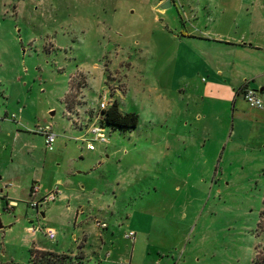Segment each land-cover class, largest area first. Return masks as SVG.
<instances>
[{
  "label": "rangeland",
  "instance_id": "1",
  "mask_svg": "<svg viewBox=\"0 0 264 264\" xmlns=\"http://www.w3.org/2000/svg\"><path fill=\"white\" fill-rule=\"evenodd\" d=\"M155 1L0 0V175L21 187L23 195L15 212L0 208V264H30L33 244L49 251L66 242L76 251L73 221L66 223L65 210L77 203L86 210L82 218L94 208L92 217L112 232L102 253L115 254L101 264H264V118L250 122L244 134L231 135L232 110L237 116L241 107L247 120L252 115L240 99L232 107L228 90L208 97L203 107L193 97L181 101L177 91L168 95L174 69L165 60L174 50L158 45L160 36L146 20ZM175 1L179 8L183 1ZM210 1L221 19L207 35L213 44L208 63L237 81L250 80L258 70L264 73V0L241 7L232 0ZM167 11L176 16V9ZM173 23L168 29L181 21ZM147 41L155 42L149 51L142 48ZM184 69L182 77L194 72ZM201 78L185 84L187 94L193 95ZM120 83L125 87L120 107L138 114V126L105 128V142H92L88 127L99 104H108L114 90L123 87ZM254 85L259 91L264 78ZM159 93L169 97L163 98L164 108L171 102L173 114L162 122L146 121L134 99L159 108ZM258 96L264 102V94ZM84 109L94 114L87 127L76 129L89 116ZM192 110H204L199 121ZM4 114L16 120L2 122ZM45 125L55 135L52 151L35 133ZM206 126L213 131L203 130ZM164 139L162 163L147 153ZM145 162L151 170L125 184L121 173ZM57 182L61 193L39 207L46 213L39 224L27 206L25 187L33 183L52 189ZM61 197L69 198L59 202ZM15 219L19 222L7 229ZM37 225L55 230L57 240L48 241L42 230L33 238L27 229ZM129 231L136 234L133 239L126 238ZM93 242L97 246L87 253L101 246Z\"/></svg>",
  "mask_w": 264,
  "mask_h": 264
},
{
  "label": "crops",
  "instance_id": "2",
  "mask_svg": "<svg viewBox=\"0 0 264 264\" xmlns=\"http://www.w3.org/2000/svg\"><path fill=\"white\" fill-rule=\"evenodd\" d=\"M165 1L167 0H156L155 2H153L150 5V15H148L146 20L151 22V25L154 27L155 34L160 36V37L158 36L159 37L158 45L160 47L163 44L164 46L169 45L174 50L173 55L165 60L167 65H172V70L174 69V73H175V75L173 73L174 76L173 75L171 76L170 82L167 84L168 95H175V92L177 91L181 101L183 100V98L193 97L196 100H200L203 107L204 102L208 97L213 98L212 96L216 94H218L219 97L221 93H225V91L228 90L229 93L232 94L231 96L229 95L232 98V103H233L232 107L235 108L237 106L238 99L242 100L243 103H246L242 95L244 88H250L256 91L258 94H264V86H261L259 91H257L256 86L254 85L257 82V80L260 81L262 78H264V73H262L260 70H258L253 77H250V80L249 79L246 80L243 77L240 81H237L236 76H233V78L230 79L229 77L224 76V71H222L221 68L217 67L216 65L213 67L208 63L207 61L208 56L210 60L212 59L211 55L208 54V50L211 51L213 49V46H211L213 44L212 42H208L210 40H208L209 38H207V35H210L211 32L215 31V29H213V26L215 28H218V24H219L218 18L221 19V17H217L218 14L211 11L212 2L210 0H181L183 2H181L182 5L179 7L180 9L178 8L176 1L172 0L173 6L177 10L176 16L167 10L166 11L162 10L160 13L157 12L159 6L163 4ZM177 1L180 2V0ZM232 2L234 7L235 4H239V6L241 7L243 4L255 5L259 2V0H232ZM184 6L188 8V11L184 9ZM203 9L204 11H202ZM175 18H178L181 21V23L178 26H176L177 29L175 32L177 33H174L172 35L171 33L173 32V30L172 29L170 30L168 28L172 26V22L173 20H175ZM154 43L155 42H149V41L143 43L142 44L143 50L149 51L150 49H153ZM198 50L202 52V54L199 53ZM184 68L186 69L193 68L192 70L194 72L190 74L187 73L186 75H188V78H186L185 76L182 77V74L185 70ZM229 72L233 74V71L230 70ZM197 75L202 76V78L198 83L196 82V86L192 87L191 85L193 89V95H189L187 94L189 86L186 87L185 84L188 82L189 84H191L192 81L190 82V80L191 79L193 80ZM86 85H87V81H86ZM120 85H122L123 87L121 89L114 90V93L111 95L112 99L106 105V109L110 107V105L113 102H116L118 104L119 111L121 113H135L138 116V114L135 111L128 110L127 109L128 107L126 105H124V109H121L120 106L122 104L121 101L122 99L120 97V93L122 95H125V90H124L125 87L124 84L120 83ZM159 94H162V96H164V97L162 96L158 97V99L163 102V103H159L158 107L163 109L165 100L166 99L169 100V97H167L165 93H159ZM83 97L84 95L81 92L80 103L83 101ZM163 98L165 100H163ZM239 109L242 110L241 107ZM84 110H88L89 116L86 115L85 118H83L82 121L83 125H81L80 123L75 124L74 127L76 129L83 130L84 127H87L86 123H88L92 119L91 116H93L94 114V111H92L93 109L90 110L84 109ZM240 110L238 111L239 113L237 116H236L237 111L235 109L232 110V115H231L232 124L230 129L231 135L234 132L240 135L244 134L246 131V126H249L250 122L254 121L257 124L258 119L264 118V109L256 110L249 108L250 114L252 115V118H250L249 120L246 119L245 115L242 112H240ZM203 111L204 110L191 111L195 121L196 119H198L199 121L198 113ZM10 117L4 114L1 121L2 122L6 121L7 123H10L16 120V118L14 120H10L9 119ZM151 120H153V118H151ZM188 123L190 124V122H186V125H188ZM3 125L4 124H0V130L2 129ZM206 129L213 131L207 126L204 127L203 130ZM3 176L4 175H0V182L3 180L4 178ZM60 184H61L60 182H57V185H55V187H52V189H45L43 188V186H40V194L42 195L46 192L53 191L56 189L57 197H58V195H60L61 193V187H59ZM30 188L31 186L28 187V185H26L25 197L27 195V192L30 191ZM20 190H22L21 187L19 186L14 187L11 183L4 182V180L2 183H0V208L3 210V212L9 214V212L16 211V209L19 206V202L23 200V195L21 194ZM83 190L84 187L80 189V191L82 192ZM57 197L55 201L57 200ZM68 198L61 197L59 199V202H63V200L64 201L68 200ZM70 200L72 202V199ZM73 201H74V197H73ZM75 206L76 207L73 208L71 204L70 205L68 204L65 213L66 216H68L66 217V223L73 221L72 227L74 228L75 231H72L71 234H73L72 239L75 238L77 250L72 251V249H70L68 245H66V242H64V244L59 249H50L49 251L54 253L70 252L73 255L78 252H81L85 258L84 264L104 263V259L106 257L112 258L113 254H115L113 251L110 252L107 251L103 257V253H102L104 250V245H106L108 241V233L112 235V232H108L109 227L105 222L99 221L106 224V229H99L95 226V221L98 220L95 219V217H92L91 215L94 212V208H92L91 211H87L89 212L88 217L84 219L82 217H84L85 214H87L85 208L80 206L79 203H77V205ZM44 219H46L45 211L38 212V214L36 215V221L39 224H41L44 222L43 221ZM17 222H19V219H15L12 222L13 224H10L7 229H11L12 226ZM130 232L132 231H129L128 233ZM132 233L134 234V232ZM135 235L136 234H134V236ZM36 237L37 234L33 236V238ZM93 241L96 242L99 241L101 246L98 247V250L96 252L92 251L90 253H87L88 252L87 248L91 247V245H93L94 248L97 246ZM138 245H140L139 240L135 242V246L137 247ZM33 249L48 251L35 244H33ZM134 252L135 250H133L131 253V259L133 258Z\"/></svg>",
  "mask_w": 264,
  "mask_h": 264
},
{
  "label": "built area",
  "instance_id": "3",
  "mask_svg": "<svg viewBox=\"0 0 264 264\" xmlns=\"http://www.w3.org/2000/svg\"><path fill=\"white\" fill-rule=\"evenodd\" d=\"M243 99L251 109L261 110L264 109V102L259 98L258 93L250 88L243 89ZM105 97L103 98V100ZM107 105V104H106ZM104 102L99 104V112L93 118V123L88 128V134L92 137V142L99 141L101 143L105 142L104 129L100 126L99 122L101 119V112L106 109ZM10 120H14L15 117L11 116ZM35 133L40 134L44 137V146L47 151H52V146L55 141V135L52 133V127L49 125L37 127ZM86 148L88 151L93 150V146L90 142H87ZM57 197V190L49 191L44 194H40V186L38 184H33L30 188L27 206L28 208L35 211V214H38V209L42 205H47L55 201ZM95 226L99 229H106V224L95 221ZM43 232L46 239L50 242H53L56 238V233L51 228L41 229L40 225L28 227L27 232L31 235L37 234L38 231ZM127 239H133L134 234L132 232L126 235Z\"/></svg>",
  "mask_w": 264,
  "mask_h": 264
},
{
  "label": "trees",
  "instance_id": "4",
  "mask_svg": "<svg viewBox=\"0 0 264 264\" xmlns=\"http://www.w3.org/2000/svg\"><path fill=\"white\" fill-rule=\"evenodd\" d=\"M69 98H66V107ZM139 120L135 113H121L118 104L113 102L110 107L101 112L100 126L103 129L131 131L138 126ZM30 264H84V256L81 252L72 254L70 252L54 253L45 250L31 249Z\"/></svg>",
  "mask_w": 264,
  "mask_h": 264
},
{
  "label": "clouds",
  "instance_id": "5",
  "mask_svg": "<svg viewBox=\"0 0 264 264\" xmlns=\"http://www.w3.org/2000/svg\"><path fill=\"white\" fill-rule=\"evenodd\" d=\"M134 103L136 105L141 106V116L147 121L148 119H151L155 117L156 119L160 120L161 122L167 119L170 115L173 114L172 108H171V102H169V107L167 108H152L145 105H142L139 101H136L134 99ZM167 147V144L165 143V139L163 140V143L160 141H157L155 145L153 146L152 150L147 153L149 157L154 158L156 161H160L163 163L165 156L167 155V152L165 151V148ZM151 167L148 162H145L140 165H136L134 167V170H131L127 173H121V175L124 177V183L127 185L134 184L136 180L140 177H138V173L144 172V171H150Z\"/></svg>",
  "mask_w": 264,
  "mask_h": 264
},
{
  "label": "water",
  "instance_id": "6",
  "mask_svg": "<svg viewBox=\"0 0 264 264\" xmlns=\"http://www.w3.org/2000/svg\"><path fill=\"white\" fill-rule=\"evenodd\" d=\"M171 8L175 9V7L173 6V2H172V0H167V1H165L163 4H161L159 6L157 12L160 13L162 10L166 11V10L171 9ZM174 22H175V20H174ZM173 25H174V23L172 22V26ZM176 29H177L176 26H174L173 29H172L174 33H177V32H175ZM0 228H1V221H0Z\"/></svg>",
  "mask_w": 264,
  "mask_h": 264
}]
</instances>
